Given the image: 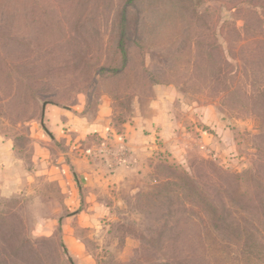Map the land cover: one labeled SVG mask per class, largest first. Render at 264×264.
Listing matches in <instances>:
<instances>
[{"label":"rangeland","instance_id":"1","mask_svg":"<svg viewBox=\"0 0 264 264\" xmlns=\"http://www.w3.org/2000/svg\"><path fill=\"white\" fill-rule=\"evenodd\" d=\"M127 1L0 0V51L38 78L0 84V264H264L173 176L215 201L250 170L264 209V0Z\"/></svg>","mask_w":264,"mask_h":264},{"label":"trees","instance_id":"2","mask_svg":"<svg viewBox=\"0 0 264 264\" xmlns=\"http://www.w3.org/2000/svg\"><path fill=\"white\" fill-rule=\"evenodd\" d=\"M36 1V0H32ZM133 0H128L129 4ZM117 32L118 41L116 50L119 52L122 60H126L127 52L125 46V38L129 31L128 15L126 12L121 11L117 13ZM40 24L43 30L47 31V35L52 33L53 28ZM7 31L14 29V26L4 27ZM3 31V30H2ZM32 49H46L47 45H40L39 42L31 41L28 43ZM30 53L35 54L36 51ZM22 57L14 56L12 53L0 51V84L4 81H14L17 86L25 88L26 94H32L31 87L38 86V78L34 75V69H29L28 66L35 65V62L22 61ZM41 60V61H40ZM40 63L48 65L49 60L40 58ZM108 66V65H107ZM107 68V69H106ZM100 68L109 72V66ZM114 71V70H113ZM116 71V70H115ZM257 119L256 116H254ZM175 176L176 188H178L189 202L195 207L199 208L205 217V228L208 231H215L219 234H224L230 238L238 241L244 248L241 252L247 257H254L256 260L264 261V209L261 208L262 194L259 184L255 180V174L252 171H246L243 174L234 175L235 180H243L246 190L240 195H233L225 188H219L216 191V200L213 201L210 197L199 188L194 182L186 175H173ZM248 188V189H247ZM259 205V206H258ZM261 208V209H259ZM62 252L66 259L69 261V255L64 247Z\"/></svg>","mask_w":264,"mask_h":264},{"label":"crops","instance_id":"3","mask_svg":"<svg viewBox=\"0 0 264 264\" xmlns=\"http://www.w3.org/2000/svg\"><path fill=\"white\" fill-rule=\"evenodd\" d=\"M52 112V114H51V116L49 117L50 118V124H51V132L56 136V134H59V132H60V130H61V127L59 126V125H61L62 126V122H63V116H64V114H60V113H57V112H53V111H51ZM60 120V121H59ZM104 129H101L100 131H101V133H102V135L103 136H105V131H103ZM86 131V130H85ZM86 133V132H85ZM80 135H83L82 134V132H81V134ZM11 150V149H10ZM11 153H12V151H11ZM9 155H11L10 153H8V147L5 145V144H1L0 143V168L1 167H3L4 165H3V163H2V161H4L5 160V158L6 157H8ZM71 170V169H70ZM71 176L73 177H71L72 178V180L74 181V184L75 185H78L77 183V181H78V179H77V174L74 172V171H71ZM76 176V177H75ZM76 192H78L79 193V191H78V187H77V191ZM81 213H78L77 214V216H79ZM74 244V242L72 241L71 242V244ZM75 245V244H74Z\"/></svg>","mask_w":264,"mask_h":264},{"label":"water","instance_id":"4","mask_svg":"<svg viewBox=\"0 0 264 264\" xmlns=\"http://www.w3.org/2000/svg\"><path fill=\"white\" fill-rule=\"evenodd\" d=\"M44 106H45V105H43V106H42V114H43V109H44Z\"/></svg>","mask_w":264,"mask_h":264}]
</instances>
